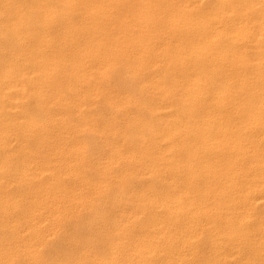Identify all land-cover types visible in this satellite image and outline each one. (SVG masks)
Returning a JSON list of instances; mask_svg holds the SVG:
<instances>
[{
	"label": "bare ground",
	"instance_id": "obj_1",
	"mask_svg": "<svg viewBox=\"0 0 264 264\" xmlns=\"http://www.w3.org/2000/svg\"><path fill=\"white\" fill-rule=\"evenodd\" d=\"M0 264H264V0H0Z\"/></svg>",
	"mask_w": 264,
	"mask_h": 264
}]
</instances>
